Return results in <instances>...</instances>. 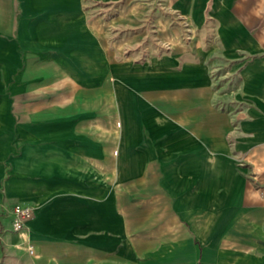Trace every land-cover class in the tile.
<instances>
[{"label": "crops", "instance_id": "1", "mask_svg": "<svg viewBox=\"0 0 264 264\" xmlns=\"http://www.w3.org/2000/svg\"><path fill=\"white\" fill-rule=\"evenodd\" d=\"M0 69V264H264V0H0Z\"/></svg>", "mask_w": 264, "mask_h": 264}, {"label": "rangeland", "instance_id": "2", "mask_svg": "<svg viewBox=\"0 0 264 264\" xmlns=\"http://www.w3.org/2000/svg\"><path fill=\"white\" fill-rule=\"evenodd\" d=\"M4 73L5 71L3 69H0V170H2L4 167V161H3V158L1 157L2 156L1 154H4L6 151V149L3 148L1 145H3L5 142L9 140L8 133H9V128L12 122V118L9 112L10 102L5 95V91H4L5 86L2 83V81L5 79ZM0 200H1V192H0ZM224 241L225 239H220L217 241V244H216L217 251H220L218 249L224 246ZM201 250H202V246H200V251H199V257H198L199 262H200V257H202ZM208 262L209 264H214V262L211 261V259ZM152 263L159 264L154 261H152Z\"/></svg>", "mask_w": 264, "mask_h": 264}, {"label": "built area", "instance_id": "3", "mask_svg": "<svg viewBox=\"0 0 264 264\" xmlns=\"http://www.w3.org/2000/svg\"><path fill=\"white\" fill-rule=\"evenodd\" d=\"M15 211L17 213L15 224L19 225L23 220L28 219L32 215L31 208H15Z\"/></svg>", "mask_w": 264, "mask_h": 264}, {"label": "bare ground", "instance_id": "4", "mask_svg": "<svg viewBox=\"0 0 264 264\" xmlns=\"http://www.w3.org/2000/svg\"><path fill=\"white\" fill-rule=\"evenodd\" d=\"M23 226H24V224H23ZM17 232H18V231H17ZM28 247H29L30 249H32V248H33L31 245H29ZM32 250H33V249H32Z\"/></svg>", "mask_w": 264, "mask_h": 264}]
</instances>
